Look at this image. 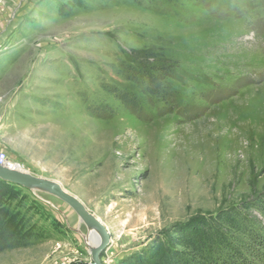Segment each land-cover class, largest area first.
Here are the masks:
<instances>
[{
  "label": "rangeland",
  "instance_id": "1",
  "mask_svg": "<svg viewBox=\"0 0 264 264\" xmlns=\"http://www.w3.org/2000/svg\"><path fill=\"white\" fill-rule=\"evenodd\" d=\"M135 54L176 66L169 96ZM1 153L104 224L103 264H150L173 228L264 194V0H0ZM18 193L32 240L0 264H93L67 204Z\"/></svg>",
  "mask_w": 264,
  "mask_h": 264
},
{
  "label": "trees",
  "instance_id": "2",
  "mask_svg": "<svg viewBox=\"0 0 264 264\" xmlns=\"http://www.w3.org/2000/svg\"><path fill=\"white\" fill-rule=\"evenodd\" d=\"M132 60L136 63L132 71L145 80L148 94L170 95L169 80L176 77L175 65L167 60L154 65L150 55L135 54ZM118 99L127 107L140 104L124 92H119ZM19 188L0 180V254L26 247L32 240L26 218L13 209L20 198ZM152 258L150 264H264V194L255 202L173 228L167 243L158 242Z\"/></svg>",
  "mask_w": 264,
  "mask_h": 264
},
{
  "label": "water",
  "instance_id": "3",
  "mask_svg": "<svg viewBox=\"0 0 264 264\" xmlns=\"http://www.w3.org/2000/svg\"><path fill=\"white\" fill-rule=\"evenodd\" d=\"M0 180L20 188L49 194L67 204L79 217L82 224L88 229V234L95 231L99 234L98 245L90 249L93 264H103L101 255L111 243L110 234L104 224L89 212L86 206L75 196L67 192L60 184L44 178H38L30 173L0 165Z\"/></svg>",
  "mask_w": 264,
  "mask_h": 264
},
{
  "label": "bare ground",
  "instance_id": "4",
  "mask_svg": "<svg viewBox=\"0 0 264 264\" xmlns=\"http://www.w3.org/2000/svg\"><path fill=\"white\" fill-rule=\"evenodd\" d=\"M83 237L85 238L86 243L89 245L91 249L95 248L98 245L99 240H100L99 234L95 231L90 232V234L87 236L83 235Z\"/></svg>",
  "mask_w": 264,
  "mask_h": 264
},
{
  "label": "built area",
  "instance_id": "5",
  "mask_svg": "<svg viewBox=\"0 0 264 264\" xmlns=\"http://www.w3.org/2000/svg\"><path fill=\"white\" fill-rule=\"evenodd\" d=\"M0 165L5 167L9 165V161L4 153L0 154Z\"/></svg>",
  "mask_w": 264,
  "mask_h": 264
}]
</instances>
